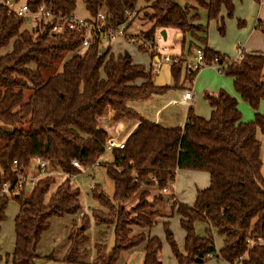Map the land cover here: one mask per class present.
Here are the masks:
<instances>
[{
    "label": "trees",
    "instance_id": "trees-1",
    "mask_svg": "<svg viewBox=\"0 0 264 264\" xmlns=\"http://www.w3.org/2000/svg\"><path fill=\"white\" fill-rule=\"evenodd\" d=\"M82 2L90 15L104 10L108 25L114 27L124 21L127 11L135 10L138 15L147 7L143 16L149 27L140 31L144 43L135 42L145 52V43L157 27L197 36V32L206 31L199 21V9L206 11L208 21L219 17L221 10L232 17L235 9L233 0H143L138 10V0ZM25 3L32 11L45 5L63 16L74 14L76 8V0ZM24 26V19L0 5V190L3 182L13 183L19 171L31 166L35 156L61 172H78L72 159L83 166L94 164L104 153L109 136L101 118L109 112L122 114L138 123L126 138L124 149L112 151L114 160L107 168L114 185L112 197L100 188L93 191L94 198L108 209L107 218L100 211L94 212L95 222L114 224V244L107 250L104 244L96 243L92 264H116L122 252L140 246L144 249L143 264H162L161 241L150 234L161 215L147 196L166 200L161 189L175 178L177 169L205 171L209 186L197 190L192 206L178 200L170 204L185 233L184 253L172 233L166 234L176 263L194 264L196 258L203 261L213 256L230 264H264V245L259 243L264 236V143L257 136L264 137V114L258 111L264 99L263 53L246 52L221 70L233 79L235 93L254 110L251 120H243L237 99L220 90L204 93L211 107L208 118L189 107L182 126L165 127L145 121L127 105L129 100L160 93L166 86H155L153 71L133 63L126 51L114 55L110 45L98 42L82 47L84 30L51 32L52 23L38 19L30 30ZM257 27L264 36V21ZM203 51L207 61L223 56L208 47ZM183 70H188L184 59L171 63L173 87ZM188 72L185 77L190 79L197 73ZM137 80L142 82L136 84ZM53 175L40 176L28 194L12 197L18 212L13 220L14 247L5 256L6 264H36L39 256L35 250L50 227V219L80 212L79 189L66 178L51 191ZM152 177L158 184H153ZM139 190L137 202L126 209L125 204ZM8 201L9 197L0 194V230ZM81 219V227L73 222L69 230L62 258L66 263H79L86 252L87 220L84 215ZM196 222L208 225L206 235L196 234ZM134 227L138 229L135 233ZM211 229L224 237L220 249L214 244ZM248 239L251 245L245 244Z\"/></svg>",
    "mask_w": 264,
    "mask_h": 264
},
{
    "label": "rangeland",
    "instance_id": "rangeland-1",
    "mask_svg": "<svg viewBox=\"0 0 264 264\" xmlns=\"http://www.w3.org/2000/svg\"><path fill=\"white\" fill-rule=\"evenodd\" d=\"M25 2V0H19L17 5ZM261 2V3H260ZM235 9L232 17L225 18L224 34L220 32V28L222 24L216 23L212 20H207L206 11L204 9H199L200 13V23L206 26V44H212L225 55L230 58H234L236 56V47L244 46L247 52L258 51L264 52V37L262 33L259 31V28L255 27L256 18L254 16L257 13V17L261 20H264V2L262 0H234ZM144 5L143 0H138L136 4V9L141 8ZM138 10V9H137ZM142 10V9H141ZM144 10H149L147 7L142 11H139L138 15L128 23L127 29L128 33L135 35L138 38H142L140 31L147 29L149 27L148 22L143 16ZM75 15L78 17H83L86 15V11L83 6L82 0H76V9ZM30 25L29 22L25 23V28H28ZM129 27V28H128ZM170 31V30H169ZM171 31L169 32V34ZM167 40L166 42H168ZM122 43V49L124 51H128L132 55V59L136 62L142 63L144 65L148 64V56L144 53L143 50L138 48L137 42H119ZM166 44V43H165ZM167 47L168 43L166 44ZM116 47V46H115ZM201 48L203 46H200ZM8 49V48H7ZM5 49V50H7ZM169 49V48H168ZM4 49L2 52L5 51ZM143 52V53H142ZM69 54H66L64 57H67ZM195 55V49L189 53L187 50L186 58L193 59ZM173 58H176L172 56ZM215 68V69H214ZM217 66L212 65L209 67H204L200 69L193 80V83H189L186 81L183 84V87H172L169 88L168 95L174 94L178 97L180 94H183L186 87H189V91L193 95L192 97V105L194 107V111L197 112H205L208 111L207 101L204 99V93L209 92L208 87L205 88L203 85H207V81L210 80L212 73L217 72ZM225 76V75H224ZM228 78V77H227ZM214 81L215 78H212ZM217 82V80H215ZM185 87V88H184ZM231 90L234 92V88L230 83ZM185 93V92H184ZM167 95V96H168ZM167 99L164 95H158L154 98L147 99H132L127 101V105L135 108L145 117L149 118V112L151 113V119H153V114L156 109H158L161 104ZM240 100V99H239ZM187 104L180 106H168L161 114H160V124L163 125H183L184 118L186 114V110L188 109ZM239 110L241 111L243 120H251L253 118L254 110L242 100L239 101ZM260 113L264 114V99L261 101L260 106L258 108ZM122 115V114H121ZM124 116V115H123ZM208 116V115H206ZM168 118V119H167ZM133 118H129V122H133ZM152 121V120H151ZM113 153L112 151L106 150L104 153L97 159V161L88 166H83V169L80 172H77L74 179H69V176L64 175L61 171H54L53 177L55 179L54 183L51 185V191L56 188L58 184L64 181L66 178L69 179V183L74 188L79 189V203L81 206L80 215L78 214H67L62 217H52L50 219V227L45 233L42 235L40 242L36 247V254L39 256L36 264H71L66 263L62 260L65 252L68 248V233L71 227L73 226V222L75 225L81 227L82 219L81 215H84L87 220V226L85 229V235L87 236V241L85 242L86 252L83 254L82 259L79 263L76 264H92L95 258V244H104L107 250H110L114 244V224H99L95 222L94 212H101L106 218L108 209L103 206L98 200H96L93 196L94 188H100L103 190L108 197H112L114 185L110 177L107 173L108 165L113 163ZM48 169H51L48 167ZM186 171L197 172V178L195 180L196 184L206 183L208 184V176L205 171H197V170H187L183 169V171H179L177 174V181L179 186L188 187L189 180L186 178ZM193 190V189H192ZM191 190V191H192ZM140 190L136 195H134L130 201L125 204V208L129 209L133 206L140 195ZM190 191L186 190L184 198L186 201H189ZM192 197V196H191ZM151 203H153V208H158L160 215H164L166 212V208L163 209L161 207V202L157 204L158 200H152L151 198H147ZM169 201V200H168ZM167 201V203H168ZM185 201V202H186ZM194 201V198H193ZM170 202V201H169ZM170 202L169 204H171ZM188 203V202H187ZM18 210V204L16 200L12 197H9V201L6 208V217L4 221L1 223L0 230V264H6L5 256L6 254H10L14 247V226L13 220ZM109 217V216H108ZM165 217H163L164 219ZM179 216L176 211L171 218H169V225L165 228L164 224L161 222L158 225H154L155 229H159V236L161 241V250H160V258L162 264H176V260L170 246L166 240L167 231L171 232L173 238L177 242V246L179 251L182 250V244L184 242L183 235L184 231L180 226ZM166 224V223H165ZM134 233L137 232V228H133ZM206 228L204 231L206 235ZM196 231V230H195ZM212 234V238L214 244L216 246H222V238L221 236L214 230H210ZM260 244L264 245V236L259 241ZM51 255L52 257L46 258V256ZM144 258V249L140 247H135L126 252H122L119 255L116 264H143ZM196 264H230L221 259L215 258L213 256L205 258L202 262H198Z\"/></svg>",
    "mask_w": 264,
    "mask_h": 264
},
{
    "label": "built area",
    "instance_id": "built-area-1",
    "mask_svg": "<svg viewBox=\"0 0 264 264\" xmlns=\"http://www.w3.org/2000/svg\"><path fill=\"white\" fill-rule=\"evenodd\" d=\"M15 0H0V5L5 6L10 12L15 16L24 19L25 23L29 22V30L33 26V21L35 19L51 22V32L62 31L64 28L70 30H84V37L82 40V47H88L92 42H98L100 46L110 45L111 47L115 44L121 42H138V44L144 43L142 38H138L133 34L127 32L128 23L135 17L137 12L135 10L127 11L125 13V19L118 26L114 27L108 25V20L106 18V12L100 10L94 15H90L88 18L78 17L73 14L68 16L58 15L53 12L52 9L46 7L45 5H40L35 11H32L28 5L23 2L17 5ZM161 28L157 27L154 30L153 37L150 41L146 42L145 45L148 48V53L154 60L156 70L160 69L161 62H172L177 61V58H173L168 53V47L165 44L163 35L161 34ZM246 48L244 46L236 47V58H230L229 56H214L209 61L204 57L203 48L198 47L195 49V55L193 59H187L185 61V67L189 71L198 72L204 67H209L212 65L217 66V70L221 71L227 67L228 64L235 60H238L243 54H245ZM264 63V62H263ZM191 80V81H190ZM189 81L193 83L194 78ZM192 97L191 92L188 90L183 95V102L189 100ZM121 131L114 130L113 133L107 137L104 149L113 151L124 149L125 137L121 136ZM71 164L75 167L78 172L83 169V165L77 160L72 159ZM14 170H17L18 162L16 159L13 160ZM26 170L34 171V174L27 175ZM54 169H48V162L41 158L40 156H35L32 160L31 166L24 171H19L17 173L16 180L13 183L3 182L0 190V194H4L7 197H13L19 194H28L30 188H32L36 180L43 175L53 173ZM65 175L69 176V179H74L76 173L63 172ZM175 179V178H174ZM174 179L168 180L167 184L161 189L163 195L168 196L170 202L174 201V197L171 194ZM153 184H158L157 179L151 178ZM133 181H137L136 178ZM246 245H251V241L248 239L245 241Z\"/></svg>",
    "mask_w": 264,
    "mask_h": 264
},
{
    "label": "crops",
    "instance_id": "crops-1",
    "mask_svg": "<svg viewBox=\"0 0 264 264\" xmlns=\"http://www.w3.org/2000/svg\"><path fill=\"white\" fill-rule=\"evenodd\" d=\"M262 1L264 2V0H262ZM83 6H84V9L86 11V15L83 16V18H88L90 16V14L86 10L84 4H83ZM74 13H75V11H74ZM225 18H229V17L226 16L225 10H221L219 17H217L216 19H213L212 20V21H215L216 23L222 24V27L220 28V32H222V34H224V27H223V25H225V21H224ZM254 18H256V21H255L254 26L257 28V23L259 21L262 22L264 20L259 19L257 17V13L254 16ZM28 29H29V27H28ZM165 30H166V40H165V43L166 44L168 43V46H169L168 47L169 48L168 49V53L171 56L176 57L177 59L182 58V59H184L186 61L187 58H186L185 55H186L187 50L189 51V53H191L192 50L197 49L200 46H203L202 47L203 49L205 47H208L212 51L217 52V53H220L223 56H226L224 52H222L220 49H218V47H216V46H214L212 44H206V41H201L200 38H203L205 40L206 35H207V32L206 31L205 32H197V36H193L190 33L183 34L181 31H179L177 29H174V28H167ZM169 30L171 31L170 34H169V32H170ZM127 31H128V29H127ZM167 40H169V41L166 42ZM121 46H122V43H120V44L117 43L114 46H112V52L114 53V55L125 52L122 49L123 47H121ZM126 52H128V51H126ZM251 52H258V51H251ZM144 53L147 54V56L149 58L147 65H144L142 63H139V62L134 61L132 59L131 53L128 52V54L130 55L131 60H132L133 63L143 65L145 67V71H148V70H152L153 71V75H152L151 80H152V82H153V84L155 86H166V88L163 89L160 93L152 94V95L144 98V100L147 99V98H150L151 99V98L157 97L158 95H163V96L165 95L167 97V99L161 104V106L158 109H156L154 111L153 119H151V116L152 115H151L150 112L148 113L150 117L147 118V117H145L146 115H143L141 112H139L135 108H133V107H131V108L134 109L137 112V114L140 115L141 118H143L145 121H149V122H153V123H158V124H160V122H161V120H160V114L168 106L174 105V106L177 107V106H180V105L183 106V105L187 104V105H189L188 108L191 107L194 110V107H193V105L191 103L193 97H191L189 100H186L185 102L182 101L183 100L184 92L190 90V89H188L189 87H186V88L184 87L185 90H184L183 94H180L178 97H176L174 94L168 95V91L167 90L169 88H172L173 87V77H172L171 71H170L171 64L169 62H161L160 69L159 70H156V67H155V64H154V60L155 59H152V57L150 56V54L148 52H145L144 51ZM261 53L264 54V52H261ZM236 57H237V55L234 58H236ZM262 73L264 75V63H263ZM188 74H189L188 70L187 71L186 70H183L182 73H181V75H180L179 82H178V84L175 87H183V84L186 81L189 83V78L188 77H185V76H188ZM224 75L225 74L223 72H221V71H218V73L217 72H213L210 80L207 81V83H206L207 85H203V86L205 88L208 87V91L210 93H217L220 90H224V91L228 92L229 94H231L232 96H234L237 99V101H238V108H239V101L241 99L235 93V91L233 92L231 90V87H230V83L233 86V79L231 77H228L226 75L224 76ZM212 78H215V80H217V82L215 80L213 81ZM141 82H142L141 80H137L135 83L136 84H140ZM190 86H191V84H190ZM207 105H208V111H205V112H197V113L195 111L194 112L197 115H200L202 117L208 118L210 116V113H211V107L209 106L208 103H207ZM187 110H186V113H187ZM206 115H208V116H206ZM132 120H133V122H129V117L123 116L121 114H115L113 112H109L107 115H105V116H103L101 118L100 124H101V126L103 128H105L107 130V132L109 133V136L113 133V129H114V130L121 131V134H122L121 136L127 138L128 135L131 133V131L135 128V126L138 123V121L136 119L133 118ZM185 120H186V114H185L184 122H185ZM162 126L171 127L173 125H166L164 123ZM176 126H179V125H176ZM257 134H258L257 135L258 138L262 141V143H264V137L261 136L259 133H257ZM262 161H263V167H264V155H262ZM179 171H183V169H177L176 172H175L174 185H173V189L171 190L172 191L171 194L173 195V197H174L175 200H178V201L182 202L185 205L192 206L194 204V201H195V196H196L197 190L205 189L206 187H208L209 186V181H208V184H207V182L206 183H202V184H196L195 183V180L197 178V174H196L197 172L186 171L185 172L186 173L185 175H186V178L189 180L190 183H189V185H188L187 188L184 187V186H181L180 187L179 184H178V182L176 183V181H177L176 180L177 179V174H178ZM26 172H27V175L34 174V171H32V170H26ZM63 174L65 175V173H63ZM206 174H207L208 180H209V175H208V173H206ZM186 190H189L190 191L189 201H186V198H184V195L186 193ZM147 198H151V196L148 195ZM165 198H166V200H163V201H160V202H161V207H163V209L166 208V212H164V215L159 216L158 218H156V220L154 221L153 226L150 229L151 236L152 235L153 236H157L158 238H160V236L158 235L159 234V229H155L154 228L155 227L154 225H158L160 222L162 224H165L166 223V224L169 225V218H171L173 216V214H174V211H176L175 209L171 210V207H170V204H169L170 202L168 201V196L167 195L165 196ZM193 198H194V201H193ZM167 201H168V203H167ZM160 202L157 201V204L160 203ZM17 212H18V210H17ZM178 216H179V214H178ZM163 217H165V218L163 219ZM179 219H180V216H179ZM206 228H208V225L205 222H196L195 223V230H196V234L198 236H204L203 234H205V233H204L203 230H205ZM212 230L216 231L215 229H212ZM183 236L185 237V233H184ZM184 237H183V239H184ZM221 238H222V246H223L224 237L221 236ZM176 244H177V242H176ZM222 246L221 245L219 247L216 246V248L217 249H220ZM182 247L183 248H182V250L180 252L184 253V242L182 244ZM196 263H198V262H195L194 264H196Z\"/></svg>",
    "mask_w": 264,
    "mask_h": 264
},
{
    "label": "water",
    "instance_id": "water-1",
    "mask_svg": "<svg viewBox=\"0 0 264 264\" xmlns=\"http://www.w3.org/2000/svg\"><path fill=\"white\" fill-rule=\"evenodd\" d=\"M161 34L163 35L164 39H166V30L165 29L161 30ZM100 52L103 53L104 49H101ZM125 56L126 57L129 56L128 52H125ZM196 262H201V259L196 258Z\"/></svg>",
    "mask_w": 264,
    "mask_h": 264
}]
</instances>
